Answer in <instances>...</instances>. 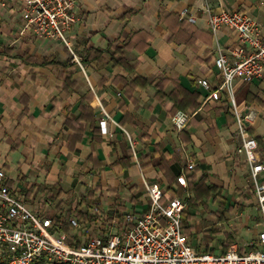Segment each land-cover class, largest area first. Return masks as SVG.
Returning a JSON list of instances; mask_svg holds the SVG:
<instances>
[{
    "label": "crops",
    "instance_id": "1",
    "mask_svg": "<svg viewBox=\"0 0 264 264\" xmlns=\"http://www.w3.org/2000/svg\"><path fill=\"white\" fill-rule=\"evenodd\" d=\"M221 10L246 12L264 36V0H75L78 20L68 35L81 67L62 41L38 38L26 27L24 3L0 4V166L31 209L50 217L69 210L66 223L78 218L77 211H88L95 217L86 224L78 218L81 227L69 231L80 241L86 232L113 230L111 221L126 212H144V180L164 190L183 188L181 197H189L190 180L204 176L222 186L228 199L215 211L223 218L229 211L226 218L237 221L228 249L235 244L241 250L256 236L261 228H252L249 219L260 212L250 166L236 151L240 133L228 91L206 99L208 90L197 83L206 78L217 87L218 48L229 53L239 45L233 27L210 29L209 15ZM120 58L133 69L116 64ZM138 75L145 85L134 82ZM180 87L199 92L200 104L188 109L186 126L177 130L170 94ZM232 89L236 107L251 113L244 124L257 137L264 161V75L253 81L236 77ZM101 119L107 120L106 132ZM187 160L194 168L186 170L183 187L176 178ZM240 227L252 234L241 245L235 240Z\"/></svg>",
    "mask_w": 264,
    "mask_h": 264
},
{
    "label": "built area",
    "instance_id": "2",
    "mask_svg": "<svg viewBox=\"0 0 264 264\" xmlns=\"http://www.w3.org/2000/svg\"><path fill=\"white\" fill-rule=\"evenodd\" d=\"M7 1L0 0V4L5 5ZM16 1L24 3L29 13L26 27H31L38 38L62 41L82 67L68 35L78 20L73 11L75 0ZM185 13L186 9H183L179 19ZM208 23L213 32L222 25L233 27L239 41V45L229 53L220 47L217 50L214 64L222 77L219 85L212 88L206 78H198L197 83L208 90L206 99H218L220 91L226 89L234 108L240 133L236 151L245 155L250 166V182L260 212L258 223L262 225L256 236L246 242L248 249L239 250L232 244L221 254L195 251L184 233L182 212L186 208V200L178 195L165 199L163 188L148 180H144V185L149 205L144 212L138 215L126 212L121 218L111 221L113 230L86 232L83 240L77 242L72 233L62 230L52 217L31 209L0 166V252L6 256L8 264H35L39 258H44L47 263L58 261L68 264H264V180L261 178L264 161L258 155L257 138L248 133L244 124L251 113L245 114L236 107L232 89L236 77L253 81L264 75V36L258 22L241 10L211 13ZM230 56L235 59L231 61ZM102 110L106 113L103 107ZM189 118V113L181 109L171 115L177 130H182ZM106 122V119L100 120L103 132H106ZM128 138L136 156L133 140L129 135ZM192 168L194 163L187 160L177 175L178 184L187 186L186 170ZM68 223L74 230L81 227L76 217H68Z\"/></svg>",
    "mask_w": 264,
    "mask_h": 264
},
{
    "label": "trees",
    "instance_id": "3",
    "mask_svg": "<svg viewBox=\"0 0 264 264\" xmlns=\"http://www.w3.org/2000/svg\"><path fill=\"white\" fill-rule=\"evenodd\" d=\"M100 51L101 50L97 48H94L93 50H91V52H93L95 55H99ZM42 62L43 63H60L58 60L47 59V58H43ZM115 63L120 64L129 70L133 69L134 67L133 65L128 64L127 61L123 58L116 59ZM133 80L135 83H140L141 85H145L147 83V79L141 75L136 76ZM157 86L159 87L158 89L159 94L162 95L161 84L158 83ZM199 95H200L199 92L189 91L186 88L180 87L179 89L175 91L173 90L171 92L170 98L173 101L175 110L181 109V110L188 112L189 111L188 109H195L199 106L200 104L198 101ZM87 116L88 118L91 117L89 109L87 110ZM122 119L123 117L120 119L119 122L123 123ZM189 191L191 193V196L184 197V199L187 202L186 208L182 212V217H183L184 222H188L189 218L192 215H195V209L197 208V206L204 203L206 200H209V198L220 201L222 206H225L228 202V199L222 195L223 187L218 186L216 184L207 183L206 178L204 176H200L196 180H192V181L190 180ZM183 193H184L183 188H178V189L176 188L175 190V187H172L170 185L168 188H166L163 191V196L166 199V198H172L173 196H176V195L181 196L183 195ZM230 206L231 204L230 205L228 204V207ZM217 215H218L217 220L223 219V212H219ZM67 216H69V210L64 215V217L56 215L52 217V219L54 220L56 224H59L62 230L69 232L72 229V227L69 223H66L64 221V218H66ZM77 217L83 224H86L89 220H91L95 216L92 214H89L88 211L86 212L77 211ZM191 227L192 225L189 222L186 226H184V233L188 236L191 233ZM226 236H227L226 240H224L222 243V252H225L228 249L229 245L234 242V236L232 234V231H227ZM240 249L242 250L243 248H240ZM0 264H8V260L2 252H0ZM35 264H68V263L58 262V261H52V262L47 263L46 260H44V258H39L36 260Z\"/></svg>",
    "mask_w": 264,
    "mask_h": 264
},
{
    "label": "rangeland",
    "instance_id": "4",
    "mask_svg": "<svg viewBox=\"0 0 264 264\" xmlns=\"http://www.w3.org/2000/svg\"><path fill=\"white\" fill-rule=\"evenodd\" d=\"M236 96V94H235ZM10 174H14L10 171ZM221 206L220 201L209 198L204 203L197 206L195 209V215H192L189 218V223L192 225L191 233L189 234V240L193 246L195 251H211L214 254H221L222 252V243L226 240V233L230 230V228L235 227V223L237 222L235 219L229 220L230 212L228 211L222 220H216L218 211ZM213 210V212L211 211ZM251 212L255 215L256 210L252 208ZM256 216V215H255ZM216 218V219H215ZM259 220V216L252 217L249 219V224L252 228L255 226L260 229L262 225L255 224L256 221ZM218 221V222H217ZM186 222H184L185 225ZM237 229V227H235ZM248 227H240L239 234H235V240L241 245L248 237H251ZM243 249H248V247H244Z\"/></svg>",
    "mask_w": 264,
    "mask_h": 264
}]
</instances>
